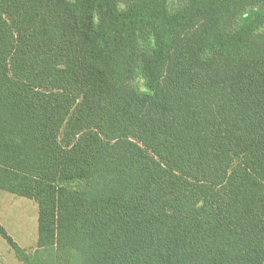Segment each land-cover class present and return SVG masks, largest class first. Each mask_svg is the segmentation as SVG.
<instances>
[{
	"label": "trees",
	"instance_id": "trees-1",
	"mask_svg": "<svg viewBox=\"0 0 264 264\" xmlns=\"http://www.w3.org/2000/svg\"><path fill=\"white\" fill-rule=\"evenodd\" d=\"M0 0V190L23 264H264V0Z\"/></svg>",
	"mask_w": 264,
	"mask_h": 264
},
{
	"label": "rangeland",
	"instance_id": "rangeland-1",
	"mask_svg": "<svg viewBox=\"0 0 264 264\" xmlns=\"http://www.w3.org/2000/svg\"><path fill=\"white\" fill-rule=\"evenodd\" d=\"M179 2L171 0V7ZM0 223L19 245L29 253L35 251L38 239V204L35 200L0 190ZM0 264H23L1 234Z\"/></svg>",
	"mask_w": 264,
	"mask_h": 264
}]
</instances>
